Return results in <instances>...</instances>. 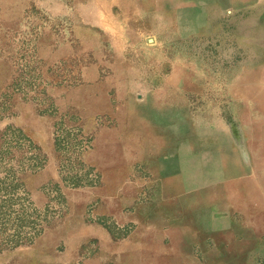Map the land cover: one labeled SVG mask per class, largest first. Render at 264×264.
I'll use <instances>...</instances> for the list:
<instances>
[{
  "label": "rangeland",
  "instance_id": "374dc122",
  "mask_svg": "<svg viewBox=\"0 0 264 264\" xmlns=\"http://www.w3.org/2000/svg\"><path fill=\"white\" fill-rule=\"evenodd\" d=\"M3 134L0 264H264V0H0Z\"/></svg>",
  "mask_w": 264,
  "mask_h": 264
},
{
  "label": "trees",
  "instance_id": "16d2710c",
  "mask_svg": "<svg viewBox=\"0 0 264 264\" xmlns=\"http://www.w3.org/2000/svg\"><path fill=\"white\" fill-rule=\"evenodd\" d=\"M4 138V134L1 136V142H0V153L2 152V147H4V144L2 143V141L4 140L3 139ZM4 142V141H3ZM38 156H40L39 154L37 155H34V157H33V159H36V158H38ZM8 171H7V177L9 178V179H7V180H10V178H12V174L14 173V169H12V168H9V169H7Z\"/></svg>",
  "mask_w": 264,
  "mask_h": 264
},
{
  "label": "crops",
  "instance_id": "0c3cea01",
  "mask_svg": "<svg viewBox=\"0 0 264 264\" xmlns=\"http://www.w3.org/2000/svg\"><path fill=\"white\" fill-rule=\"evenodd\" d=\"M118 247L116 248V253H119L121 256H122V254H123V256H122V258H123V261H126L127 259H128V256L125 254L126 252H123L124 250H125V248H126V244H121V245H117Z\"/></svg>",
  "mask_w": 264,
  "mask_h": 264
}]
</instances>
